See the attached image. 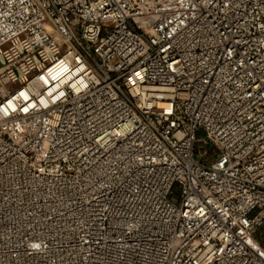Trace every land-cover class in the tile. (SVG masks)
I'll list each match as a JSON object with an SVG mask.
<instances>
[{"label":"built area","instance_id":"built-area-1","mask_svg":"<svg viewBox=\"0 0 264 264\" xmlns=\"http://www.w3.org/2000/svg\"><path fill=\"white\" fill-rule=\"evenodd\" d=\"M0 264H264V0H0Z\"/></svg>","mask_w":264,"mask_h":264}]
</instances>
